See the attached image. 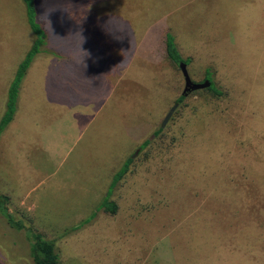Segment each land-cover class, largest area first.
I'll return each instance as SVG.
<instances>
[{
    "label": "rangeland",
    "instance_id": "rangeland-1",
    "mask_svg": "<svg viewBox=\"0 0 264 264\" xmlns=\"http://www.w3.org/2000/svg\"><path fill=\"white\" fill-rule=\"evenodd\" d=\"M37 4L83 11L92 43L120 34L104 25L116 19L128 44L115 93L95 95L72 126L41 85L51 65H36L28 86L24 77L0 135V194L14 217L54 241L60 264H264V0ZM167 32L191 80L208 74L216 93L182 96ZM31 40L21 0H0V118ZM108 191L115 213L98 210ZM30 255L0 216V264H33Z\"/></svg>",
    "mask_w": 264,
    "mask_h": 264
},
{
    "label": "crops",
    "instance_id": "crops-1",
    "mask_svg": "<svg viewBox=\"0 0 264 264\" xmlns=\"http://www.w3.org/2000/svg\"><path fill=\"white\" fill-rule=\"evenodd\" d=\"M37 10L47 33V49H45L51 51V54H45L42 58V53H46L42 52L35 57L29 73L25 75V86L34 81L33 77L39 67L51 65L52 72L41 80V85L48 101L57 104L59 111L66 115L63 122L69 119L72 126L74 115L82 110L81 107L83 109L88 107L95 95L103 91L104 96L107 97L117 90L119 74L122 75L125 67L123 50L128 44L124 41V26L122 22L114 19L117 16H107L114 19L104 21L107 33L118 32L119 29L120 34L109 33L106 37L102 35L100 42H98L99 37H96L97 42L92 43V33L81 32L83 25L91 30L89 26L93 27L94 24L91 18L85 17L83 11L75 8L70 10V13L52 8L43 14L38 4ZM45 18L49 19L46 21ZM129 44L133 46L131 42ZM131 57L133 60L135 54ZM48 58L51 59L47 60ZM130 63L128 58L125 64L127 68ZM36 65L39 67L35 68ZM64 139L63 136L62 140Z\"/></svg>",
    "mask_w": 264,
    "mask_h": 264
},
{
    "label": "trees",
    "instance_id": "trees-1",
    "mask_svg": "<svg viewBox=\"0 0 264 264\" xmlns=\"http://www.w3.org/2000/svg\"><path fill=\"white\" fill-rule=\"evenodd\" d=\"M21 2L23 4L25 13V23L32 37V40L27 52L19 63L13 79L7 89L5 108L0 118V135L14 118L17 108V98L20 86L27 73V70L38 54L42 52H48L45 49V47H47V33L44 30L42 19L38 14L36 0H21ZM162 45L163 56L166 59H168L175 65H178L179 62H185L181 58L174 41V37L170 32L164 34ZM206 79H210L208 74L206 76ZM206 91H210L213 93L217 92L212 82L210 83V87L207 88ZM182 99V97H179L178 101H181ZM158 132H160V130ZM126 170L127 165H125L115 175L112 186L115 185L116 182L124 175ZM110 195L111 191H108L106 193V196L100 203L98 210L102 209L109 213L116 212V205L110 200ZM8 201L9 197L0 194V216L11 230H14L18 234H25L29 242V249L31 254L30 256L33 264H60V257L58 252L56 251L54 241L46 239L33 227L26 226L23 220L16 219L14 215L9 211ZM75 229L76 228H74L73 230L77 231Z\"/></svg>",
    "mask_w": 264,
    "mask_h": 264
},
{
    "label": "water",
    "instance_id": "water-1",
    "mask_svg": "<svg viewBox=\"0 0 264 264\" xmlns=\"http://www.w3.org/2000/svg\"><path fill=\"white\" fill-rule=\"evenodd\" d=\"M178 67L181 71V74L183 76L184 79V88L182 91V96L186 97L189 93H192L194 91H198V90H203V89H207L210 87V82L208 80H205L203 83H195L191 80L188 71H187V67L185 65L184 62H179L178 63ZM177 108V104H174L170 110L168 111V113L166 114V116L164 117L160 128L163 129L164 126L167 124V122L170 120V118L172 117L173 113L175 112ZM135 155H133L134 157ZM132 157V158H133Z\"/></svg>",
    "mask_w": 264,
    "mask_h": 264
}]
</instances>
